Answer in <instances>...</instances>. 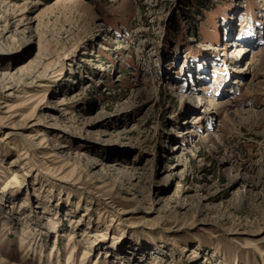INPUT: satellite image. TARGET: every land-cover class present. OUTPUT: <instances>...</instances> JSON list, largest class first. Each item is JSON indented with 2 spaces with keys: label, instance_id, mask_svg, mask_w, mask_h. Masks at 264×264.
<instances>
[{
  "label": "rangeland",
  "instance_id": "rangeland-1",
  "mask_svg": "<svg viewBox=\"0 0 264 264\" xmlns=\"http://www.w3.org/2000/svg\"><path fill=\"white\" fill-rule=\"evenodd\" d=\"M28 1L0 23L34 81L0 125V260L264 264V0Z\"/></svg>",
  "mask_w": 264,
  "mask_h": 264
},
{
  "label": "bare ground",
  "instance_id": "bare-ground-1",
  "mask_svg": "<svg viewBox=\"0 0 264 264\" xmlns=\"http://www.w3.org/2000/svg\"><path fill=\"white\" fill-rule=\"evenodd\" d=\"M29 2H32V4H34V1H28V0L27 1H24L22 3V4H24V6H23V8H22L21 11L20 10L19 11H15V10H13L11 7H9L7 5H1L0 4V23L5 22L4 31H9V27L11 26L12 23H15V25H22L21 22L23 20H25V16L27 14L26 13L27 12V6H25V4H28ZM2 9L4 10V13H1L2 12L1 10ZM9 20L12 21V22L10 23ZM2 37L3 36H1L0 38H2ZM2 45H4V44H2ZM233 47H234L233 48V52L230 53L232 55H239V56H241L245 52V49H243V46H241V45H235ZM4 50L3 51H0V54L5 56L6 54H8V51L7 50L4 51ZM40 54L41 53H39V55ZM263 54H264V51L263 50L257 49L252 56L253 57L255 56V58H256L257 56H262ZM226 60L227 59H225V61L222 60L221 65L222 66H226L228 68V65H227L228 61L226 62ZM255 61H256V59H255ZM250 64H252V62ZM30 65H32V64H30ZM24 68H20V67L17 68L18 73L22 72ZM253 75H255V73ZM23 76L25 77V75H23ZM33 77L36 78V79L39 78L38 75L33 76ZM14 79H15V75L9 74L7 71L1 69V72H0V97H2V99H5V100H4V102L2 100H0V125L1 124H5L6 126L11 127V128H15L16 127L15 123L20 124V123H22L24 121H21L20 123L17 121V119H18L17 118L18 117V111H19L20 106H18L16 104H13V103L10 104L9 103V97L10 98L11 97L12 98L15 97V93L16 92H19V91L22 92L26 86H29V85L33 84V82H34V81L26 82V81H23V80L22 81H17V80L15 81ZM226 103L227 102H225V105H226ZM33 120L34 119L31 118V119L28 120V122H26L23 125H20L19 127L20 128H26V129H28V128L32 127V126H36L37 123L34 122ZM40 135L41 134L38 133L36 137L38 138ZM24 137L29 139L32 136L31 135L30 136L29 135H26ZM39 140H40L39 141L40 143L43 142L42 138H40ZM40 143H33V144L34 145H40ZM53 151H55V149H53ZM54 153H56V151ZM22 235H25V232H22ZM117 249H118V251L121 250L120 247H117L116 250ZM68 259H70V256H68ZM0 264H4L2 260H0ZM122 264H124V263H122Z\"/></svg>",
  "mask_w": 264,
  "mask_h": 264
},
{
  "label": "trees",
  "instance_id": "trees-1",
  "mask_svg": "<svg viewBox=\"0 0 264 264\" xmlns=\"http://www.w3.org/2000/svg\"><path fill=\"white\" fill-rule=\"evenodd\" d=\"M197 1H198V0H197ZM200 1H201V3H202L203 0H199V4H200ZM199 4H198V5H199ZM199 6H200V5H199ZM177 28H178V26L176 25L175 29L177 30Z\"/></svg>",
  "mask_w": 264,
  "mask_h": 264
}]
</instances>
